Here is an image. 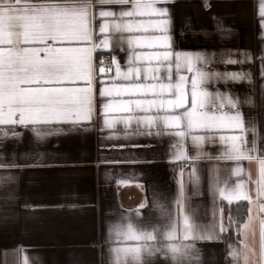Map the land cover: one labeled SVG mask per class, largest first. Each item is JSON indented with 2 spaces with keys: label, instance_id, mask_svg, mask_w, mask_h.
Listing matches in <instances>:
<instances>
[{
  "label": "snow or ice",
  "instance_id": "6c2138e0",
  "mask_svg": "<svg viewBox=\"0 0 264 264\" xmlns=\"http://www.w3.org/2000/svg\"><path fill=\"white\" fill-rule=\"evenodd\" d=\"M169 2L0 0V140L23 136L22 128L39 141L59 135L64 126L84 127L94 116L101 131L112 133L110 140L119 139L121 130L126 141L134 136L168 137V163L179 168L175 194L169 199L154 192L151 204L142 202L106 227L111 264H151L157 256L171 264H193L199 260L197 241L220 240L232 230L244 236L239 248L228 246L233 264H264V217L253 216L254 206L264 213V137L258 144L256 122L242 112L243 104L254 106V100L208 88L220 82L251 83V73L214 69L216 53L176 50L170 9L160 6ZM259 16L264 29V0ZM116 47L126 53L123 66L115 55L104 56ZM241 55L246 59H233L229 53L221 62L236 65L251 59L248 53ZM260 59L264 79V55ZM209 144L216 146L215 153L205 151ZM203 160L216 162L207 165L206 176L198 164ZM244 161L256 163L255 176L246 172ZM3 166L32 165L13 161ZM133 182L117 180L118 185ZM202 182L212 202L208 225L199 222L200 206L192 202ZM242 202L248 205L245 219ZM149 207L158 218L145 222L141 209ZM249 233L253 244L247 242ZM12 251L17 257L25 252L22 247ZM23 264H29L26 254Z\"/></svg>",
  "mask_w": 264,
  "mask_h": 264
},
{
  "label": "crops",
  "instance_id": "0c3cea01",
  "mask_svg": "<svg viewBox=\"0 0 264 264\" xmlns=\"http://www.w3.org/2000/svg\"><path fill=\"white\" fill-rule=\"evenodd\" d=\"M260 3L261 0H171L160 5L170 9L176 50L216 53L214 69L251 73V83L247 80L227 85L220 82L208 88L230 91L242 101L253 98L254 106L243 104L242 112L246 118L255 120L258 144L260 137H264V103L261 102L264 79L260 75L264 29L259 16ZM229 53L238 60H245L241 54L248 53L251 59L243 64L225 65L221 61ZM109 54L115 55L122 66L125 64L126 53L119 47L104 53ZM64 127L65 131L59 135L39 141L22 128L19 131L23 136L0 140V264L5 260L7 264H15L17 259L23 264L25 254L29 264H111L106 227L115 223L121 213L134 211L142 202L151 204L154 192L169 199L175 194L179 168L168 163V137L134 136L126 141L121 130L119 139L110 140L107 137L112 133L100 130L98 116L81 128ZM132 143L140 146H115ZM205 151L215 153L216 146L206 145ZM132 159L139 162H111ZM13 161L17 165L32 166H3ZM209 163L216 162H198L202 176H206ZM243 166L246 172L257 174L255 162L244 161ZM222 175L227 178L228 173L222 169ZM9 176L12 179L6 181L4 178ZM120 179L139 182L142 187L136 182L118 185ZM253 197L255 201L254 192ZM192 202L200 206L199 222L208 225L212 221V202L204 182L200 195L192 197ZM141 211L145 222L158 218V213L150 207ZM253 216L264 217V213H258L254 206ZM224 223L227 224L225 217ZM258 225L259 220H256L254 246L257 253ZM222 237L197 241L199 260L193 264H233L227 255L228 246L239 248L244 236L232 230ZM247 242L253 244L251 233ZM19 247L25 252L17 257L12 250ZM5 251L9 253L7 257L3 255ZM151 264H171V261L157 256Z\"/></svg>",
  "mask_w": 264,
  "mask_h": 264
},
{
  "label": "trees",
  "instance_id": "16d2710c",
  "mask_svg": "<svg viewBox=\"0 0 264 264\" xmlns=\"http://www.w3.org/2000/svg\"><path fill=\"white\" fill-rule=\"evenodd\" d=\"M227 207H228L227 204H224V208H225V216L224 217L225 218H227ZM232 207H233V209H235L236 205H233ZM242 212H243V216L241 219H245L247 216V203L246 202H242Z\"/></svg>",
  "mask_w": 264,
  "mask_h": 264
},
{
  "label": "built area",
  "instance_id": "2783aa9c",
  "mask_svg": "<svg viewBox=\"0 0 264 264\" xmlns=\"http://www.w3.org/2000/svg\"><path fill=\"white\" fill-rule=\"evenodd\" d=\"M106 58L108 57L107 55H104Z\"/></svg>",
  "mask_w": 264,
  "mask_h": 264
}]
</instances>
